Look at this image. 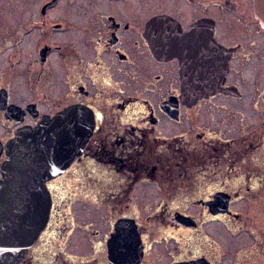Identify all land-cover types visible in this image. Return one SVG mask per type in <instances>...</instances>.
Listing matches in <instances>:
<instances>
[{
    "label": "flooded vegetation",
    "instance_id": "1",
    "mask_svg": "<svg viewBox=\"0 0 264 264\" xmlns=\"http://www.w3.org/2000/svg\"><path fill=\"white\" fill-rule=\"evenodd\" d=\"M14 150L50 200L16 264H255L224 245L264 197L253 0H0V178Z\"/></svg>",
    "mask_w": 264,
    "mask_h": 264
},
{
    "label": "water",
    "instance_id": "2",
    "mask_svg": "<svg viewBox=\"0 0 264 264\" xmlns=\"http://www.w3.org/2000/svg\"><path fill=\"white\" fill-rule=\"evenodd\" d=\"M253 4L259 25L264 28V0H253ZM149 47L155 55L166 57L170 54L169 45L153 43ZM198 74L201 75V70L198 71ZM207 77L209 76L207 75ZM202 78L205 80L206 73L202 74ZM185 82H187V78L183 67L181 74L183 86L187 84ZM197 83L201 85L200 81ZM207 91L198 90L195 91L194 95H201ZM183 93L185 92L183 91ZM27 155L28 153L24 151H15L1 168L0 249L21 248L15 252L0 250L1 264H16L23 258L25 255V251H22L23 248H28L34 240L33 237H35L31 228L32 222L36 221L38 229H40L44 225L43 215L50 206L49 195L43 184V178L47 174L39 171V165L34 166L28 162ZM224 197L220 211H228V196L224 195ZM47 213L48 211L45 215ZM12 254L19 255V257L15 260H8V256Z\"/></svg>",
    "mask_w": 264,
    "mask_h": 264
},
{
    "label": "rangeland",
    "instance_id": "3",
    "mask_svg": "<svg viewBox=\"0 0 264 264\" xmlns=\"http://www.w3.org/2000/svg\"><path fill=\"white\" fill-rule=\"evenodd\" d=\"M260 199H261V201L264 202V197H260L259 200ZM257 208H258V206H257L256 202L252 203V202H248L246 200H242V201H239V202H236L233 204V209H235L238 213L243 214L245 216L242 215L243 220L240 222V232L238 233V235L234 236V237H225L224 245L226 248L230 249L231 251L236 250V249H240V251L242 253H246V254H249L250 256L252 255L253 257H256L255 258V264L257 262H258L257 264H264L263 260H262L264 258V256L257 252L256 247H255L256 242L254 241V238L252 236V232L250 231L251 224H252L251 219H249L250 213L254 212L255 210L257 211ZM64 210H68V212L72 213L73 216H75V218H77V217L81 218L82 217V216H80L81 214L78 215L77 208L73 209L72 207H70V210H69V208L64 209ZM84 212H85V209H84L83 213ZM214 223H208L207 227L208 228L209 227H215ZM68 225L71 227V222H69ZM227 227L228 226L225 223L222 226L223 229H225ZM251 230H255V229H251ZM74 252H75V250L72 251V253H74ZM250 256H248V258Z\"/></svg>",
    "mask_w": 264,
    "mask_h": 264
},
{
    "label": "trees",
    "instance_id": "4",
    "mask_svg": "<svg viewBox=\"0 0 264 264\" xmlns=\"http://www.w3.org/2000/svg\"><path fill=\"white\" fill-rule=\"evenodd\" d=\"M256 204L258 206L257 211L255 210L254 212L250 213L249 219H251V229L259 230L258 235L261 238V241L257 243L259 245L258 251L261 252V254L264 256V202L256 199ZM257 221V222H256Z\"/></svg>",
    "mask_w": 264,
    "mask_h": 264
}]
</instances>
